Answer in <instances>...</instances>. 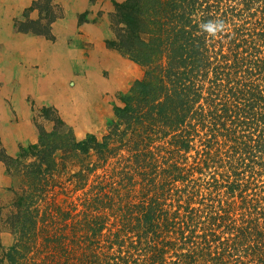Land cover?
<instances>
[{"label":"trees","instance_id":"1","mask_svg":"<svg viewBox=\"0 0 264 264\" xmlns=\"http://www.w3.org/2000/svg\"><path fill=\"white\" fill-rule=\"evenodd\" d=\"M46 7L18 28L49 36ZM112 25L145 73L101 136L56 125L3 154L7 264H264V0H122Z\"/></svg>","mask_w":264,"mask_h":264},{"label":"rangeland","instance_id":"2","mask_svg":"<svg viewBox=\"0 0 264 264\" xmlns=\"http://www.w3.org/2000/svg\"><path fill=\"white\" fill-rule=\"evenodd\" d=\"M12 1L0 0V54L5 52L7 58L13 55L5 47V42L9 44L2 34L6 22L13 21L18 28L21 21L40 19L48 5L56 16L50 35L24 32L43 38L48 61L60 58L63 64L62 72H46L48 80L37 92L0 91V264H7L4 254L14 239L8 216L20 192L19 181L8 171L3 154L17 156L21 148L38 140L41 129L49 131L56 125L71 128L78 139L90 133L101 136L115 118L116 107L123 105V95L145 73L142 65L108 45L114 36L112 13L122 0H32L15 14L6 12ZM16 73L2 70L0 76L6 77H0V89H6L1 85ZM24 73L22 81L28 72ZM10 80L7 86L13 83ZM60 168L56 176L64 181L77 164L72 160ZM69 189L55 190L56 200L64 203L80 193Z\"/></svg>","mask_w":264,"mask_h":264},{"label":"crops","instance_id":"3","mask_svg":"<svg viewBox=\"0 0 264 264\" xmlns=\"http://www.w3.org/2000/svg\"><path fill=\"white\" fill-rule=\"evenodd\" d=\"M31 2H32V0H13L12 3H10L9 6L7 7L6 12L13 11L14 14L18 13V12L22 11ZM9 9H11V10H9ZM2 34L5 35V39L8 41V44H9V46H7V42H5V47L10 49V51L13 52L14 56L10 55L7 58V56L3 55V54H5V52L2 54L3 56L0 55L1 56L0 57V69L1 70L5 69V70H9V71L12 70L11 72H17V73L13 76H10V79H12L13 83L7 86L6 83H8L11 80L9 79L8 81H5L4 82L5 84H2L1 88H6V89H0V91H12V92L13 91H15V92H17V91L18 92H27V91L33 92V91H37V90L39 91V87L44 86L47 82L45 79L46 78V72H62V67H61L63 64L61 62L62 59L58 58L52 62L48 61V59H47V42H45V40L43 38L39 37L38 35H34L30 32L28 33V32L18 30V28L15 26L13 21H11V23L6 22V25H5V28L3 29ZM19 40H20V42H19ZM32 44H33V46H32ZM24 48H25L26 52H25ZM16 49H17V51H16ZM10 51H9V53H10ZM33 54H35V55H33ZM27 57H28V59L30 58V60H28ZM18 63H19V65H18ZM9 67H11V68H9ZM1 70H0V72H2ZM19 72H20V74H19ZM24 72H28L29 74L27 73V76H25L24 80L22 81L23 76H24V74H23ZM0 77H6V75L2 74V76H0ZM40 78L42 79V81L40 80Z\"/></svg>","mask_w":264,"mask_h":264},{"label":"clouds","instance_id":"4","mask_svg":"<svg viewBox=\"0 0 264 264\" xmlns=\"http://www.w3.org/2000/svg\"><path fill=\"white\" fill-rule=\"evenodd\" d=\"M203 29L211 34V35H215L218 31L222 30L223 25L221 23H214V22H208L204 25H202Z\"/></svg>","mask_w":264,"mask_h":264},{"label":"bare ground","instance_id":"5","mask_svg":"<svg viewBox=\"0 0 264 264\" xmlns=\"http://www.w3.org/2000/svg\"><path fill=\"white\" fill-rule=\"evenodd\" d=\"M10 2H11V0H10ZM7 6V5H6ZM9 10H11V9H9ZM6 20V19H5ZM3 28H4V26H2ZM7 30V29H6ZM2 35V34H1ZM11 36V35H10ZM2 37V36H1ZM17 37V36H16ZM22 37V36H21ZM23 38V37H22ZM26 38V37H25ZM18 39V38H17ZM28 39V38H27ZM31 39V38H30ZM16 42V41H15ZM19 42H20V40H19ZM23 42V41H22ZM30 42V41H29ZM20 44V43H19ZM18 44V45H19ZM13 45V44H12ZM32 46H33V44H32ZM5 49V48H4ZM10 50V49H9ZM24 50H25V48H24ZM16 51H17V49H16ZM23 51V50H22ZM19 52V51H18ZM25 52H26V50H25ZM24 54V53H23ZM30 54V53H29ZM1 55V54H0ZM33 55H35V54H33ZM3 56V55H2ZM14 56V55H13ZM31 56V55H30ZM61 56H62V54H61ZM1 57V56H0ZM50 57V56H49ZM23 58V57H22ZM27 59H28V57H27ZM38 59V58H37ZM14 60V59H13ZM26 60V59H25ZM28 60H30V58L28 59ZM63 60V59H62ZM19 62V61H18ZM30 62V61H29ZM12 64V63H11ZM28 64V63H27ZM54 64V63H53ZM18 65H19V63H18ZM26 65V64H25ZM29 65V64H28ZM32 65V64H31ZM52 65V64H51ZM2 66V65H1ZM5 66V65H4ZM10 66V65H9ZM7 68V67H6ZM9 68H11V67H9ZM28 69V68H27ZM26 69V70H27ZM1 70V69H0ZM3 70V69H2ZM1 70V71H2ZM5 70V69H4ZM12 71V70H11ZM39 71V70H38ZM30 72V71H29ZM5 73V72H4ZM20 73V72H19ZM98 73V72H97ZM25 74V73H24ZM43 74V73H42ZM35 75V74H34ZM27 76V75H26ZM52 76V75H51ZM29 78V77H28ZM48 79H46V81H47ZM26 81V80H25ZM58 81V80H57ZM11 82V81H10ZM28 82V81H27ZM55 82V81H54ZM59 82V81H58ZM61 82V81H60ZM63 83V82H62ZM61 83V84H62ZM7 84V83H6ZM18 84V83H17ZM28 84V83H27ZM21 86V85H20ZM48 86V85H47ZM63 86V85H62ZM100 86V85H99ZM31 87V86H30ZM41 88V87H40ZM39 88V89H40ZM48 88V87H47ZM49 88H50V85H49ZM59 88V87H58ZM99 88V87H98ZM43 89V88H42ZM41 89V90H42ZM61 89V88H60ZM50 91V90H49ZM37 92V91H36ZM57 94V93H56ZM86 94V93H85ZM54 95V94H53ZM42 96V95H41ZM51 96V95H50ZM75 97V96H74ZM79 98V97H78ZM76 100V99H75ZM81 101V100H80ZM89 106V105H88ZM72 111V110H71ZM75 114V113H74ZM4 129V128H3ZM6 130V129H5Z\"/></svg>","mask_w":264,"mask_h":264}]
</instances>
